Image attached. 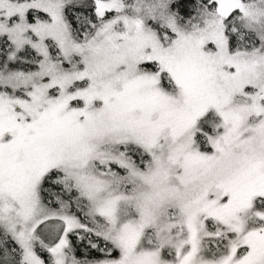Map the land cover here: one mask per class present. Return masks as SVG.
Instances as JSON below:
<instances>
[{"label": "snow or ice", "instance_id": "1", "mask_svg": "<svg viewBox=\"0 0 264 264\" xmlns=\"http://www.w3.org/2000/svg\"><path fill=\"white\" fill-rule=\"evenodd\" d=\"M0 264H264V0H0Z\"/></svg>", "mask_w": 264, "mask_h": 264}]
</instances>
